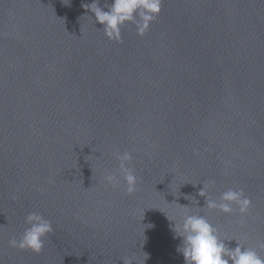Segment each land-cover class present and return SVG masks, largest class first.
Wrapping results in <instances>:
<instances>
[{"label": "water", "instance_id": "water-1", "mask_svg": "<svg viewBox=\"0 0 264 264\" xmlns=\"http://www.w3.org/2000/svg\"><path fill=\"white\" fill-rule=\"evenodd\" d=\"M90 3L0 0V264H184L170 227L179 205L201 211L229 248L256 247L264 0H163L143 37L126 24L120 43ZM125 151L131 194L104 181ZM213 180L214 199L243 189L247 214L196 209ZM30 212L53 227L38 255L8 243Z\"/></svg>", "mask_w": 264, "mask_h": 264}, {"label": "clouds", "instance_id": "clouds-1", "mask_svg": "<svg viewBox=\"0 0 264 264\" xmlns=\"http://www.w3.org/2000/svg\"><path fill=\"white\" fill-rule=\"evenodd\" d=\"M162 2L163 0H111L108 3L105 0L101 7L100 0H92V3L84 4L83 7L93 14L95 23L102 25V32L109 41L120 43L121 29L126 24H132L137 36L143 37L159 16ZM114 158L118 162L117 171L104 175L105 184L115 189L122 180L126 194L135 192L137 176L129 166L133 159L132 153L117 152ZM214 183L213 180L203 184L198 196L204 199V207L196 209L206 208L228 216L239 214L243 217L247 214L252 205L243 189L229 188L218 199H214L208 194V189ZM12 199L15 200L16 197L12 196ZM194 201L196 205L198 201ZM179 207L185 209V212L179 220L170 221V227L173 238L180 240L176 251L183 256L184 264H264V255L261 254L264 252V241H259L256 247H246L232 239L230 241H235L236 246L229 248L225 243L229 240L221 238L219 229L201 211L193 212L188 206ZM25 224L27 227L18 238L13 236L9 239V247L38 255L45 246L46 238L53 232L52 222L40 213L30 212L25 217ZM121 260L123 264H134L131 257Z\"/></svg>", "mask_w": 264, "mask_h": 264}]
</instances>
